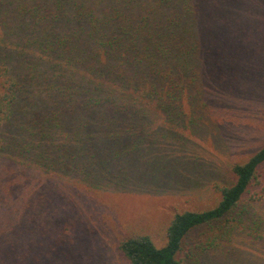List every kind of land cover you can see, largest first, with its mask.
Segmentation results:
<instances>
[{
  "label": "trees",
  "instance_id": "1",
  "mask_svg": "<svg viewBox=\"0 0 264 264\" xmlns=\"http://www.w3.org/2000/svg\"><path fill=\"white\" fill-rule=\"evenodd\" d=\"M203 1L215 0H0V160L9 176L75 173L99 190L114 164L153 142L156 122L185 123ZM263 167L264 144L232 166L215 206L175 213L161 247L145 234L122 238L124 264H198L234 234L262 240L246 196ZM0 203V259L37 264L49 233L34 214L41 202Z\"/></svg>",
  "mask_w": 264,
  "mask_h": 264
},
{
  "label": "rangeland",
  "instance_id": "2",
  "mask_svg": "<svg viewBox=\"0 0 264 264\" xmlns=\"http://www.w3.org/2000/svg\"><path fill=\"white\" fill-rule=\"evenodd\" d=\"M198 8L203 55L185 123L156 122L153 142L114 164L99 190L75 173L9 176L0 160V202H41L34 214L44 217L49 233L40 238L47 241L37 264H124L118 244L134 233L161 247L172 216L215 206L217 186L233 183L232 166L264 144V0L203 1ZM262 172L246 196L262 240L234 234L198 264H264V167ZM7 221L0 220L1 233ZM17 236L18 229L13 245Z\"/></svg>",
  "mask_w": 264,
  "mask_h": 264
}]
</instances>
